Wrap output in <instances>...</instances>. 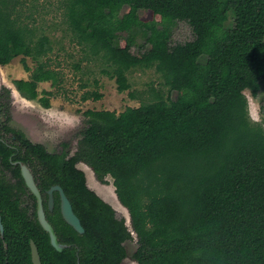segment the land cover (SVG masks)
Instances as JSON below:
<instances>
[{"label": "trees", "instance_id": "1", "mask_svg": "<svg viewBox=\"0 0 264 264\" xmlns=\"http://www.w3.org/2000/svg\"><path fill=\"white\" fill-rule=\"evenodd\" d=\"M129 1L133 11L141 2L152 4L160 18L122 14ZM65 16L72 38L104 62L103 73L119 91L130 89L131 70L154 68L169 94L152 89L150 101L120 113L86 110L70 159V141L51 153L23 131L8 129L26 155L47 165L44 180L65 187L86 232L79 235L58 210L50 214L60 242L71 246L56 251L0 176L8 244L6 251L0 237V264H32L31 239L42 264H78L77 258L81 264H121L128 255L123 243L134 236L137 264H264V104L263 122L252 120L246 94L258 98L264 88V0H67ZM181 23L193 38L175 43ZM52 51L47 34L20 23L12 0H0V65L22 56L31 76L12 84L44 108L51 106L52 92L40 95L39 84L60 81L44 61ZM27 58L36 63L33 69ZM9 95L2 87L0 100ZM91 96L102 95L83 98ZM11 152L0 142L2 163ZM77 162L102 183L113 178L130 226L89 188Z\"/></svg>", "mask_w": 264, "mask_h": 264}, {"label": "rangeland", "instance_id": "2", "mask_svg": "<svg viewBox=\"0 0 264 264\" xmlns=\"http://www.w3.org/2000/svg\"><path fill=\"white\" fill-rule=\"evenodd\" d=\"M131 4L129 1L125 5L122 14H130L134 20L160 18V15L154 13L155 7L150 3L141 2L137 11L131 10ZM66 5L67 0H12L13 16L20 23L33 28L37 34H47L53 42V51L44 61L59 72L60 81L56 86L51 82L39 84L40 95H44V91L52 92L51 106L44 108L37 100L23 98L12 84L15 79H29L31 76V72L24 68L22 56L14 58L7 65H0V91L2 87L10 91L9 98L5 100L9 106V125L12 128L23 131L32 142L45 145L50 152L60 149L62 142L70 141L72 154L76 150V133L84 124L86 110H111L120 113L128 107H138L143 102L150 101L154 96L152 89L161 91L166 96L169 91L154 68L131 70L128 73L130 89L119 91L116 80L103 73L104 62L90 58L88 50L72 38L65 16ZM192 38L191 28L181 23L175 30L173 41L186 42ZM216 43L222 45L221 40ZM122 45H125L124 41ZM27 62L32 69L36 66L31 58H27ZM87 92H98L102 96L99 99L91 96L85 100L83 96ZM246 94L252 120L263 122L260 108L264 104V88L258 98L253 97L249 90ZM78 167L85 172L88 186L130 224L129 212L118 199L113 178L108 176L107 182L102 183L91 167L84 163ZM136 247L137 237L134 236L133 240L126 242L128 256L123 264H136L131 257Z\"/></svg>", "mask_w": 264, "mask_h": 264}, {"label": "flooded vegetation", "instance_id": "3", "mask_svg": "<svg viewBox=\"0 0 264 264\" xmlns=\"http://www.w3.org/2000/svg\"><path fill=\"white\" fill-rule=\"evenodd\" d=\"M8 107L9 106H7L6 100L1 99L0 100V142L5 144V146H7L12 152L8 155V161H7L8 164H4V162L2 163V160L0 158V176L4 177V181L6 182V184L13 185V191H15L17 193V197L19 198L20 208L26 209L25 214H26L28 221H32V219L34 217H36L37 221L39 222V219H38L39 200L32 193V191L28 188V186L26 184V181H25V178L23 175L24 167H26L34 176L35 182H36L38 189L40 191V194H41V202H42L44 211L46 213L48 221L52 225H53V223L49 220V215L54 213V212H57V210L60 212V215L64 219L63 214H62V207H63V199L64 198L62 196V192L60 191V189H62L64 196L69 201V203H70L74 213L76 214V216L79 218V220L81 222V226L84 229V231L81 232L79 230H76L65 219H64V221L70 227H72L79 235L85 234L86 229L84 227L83 220H82L80 214L78 213V211L76 210L75 204H74L72 198L70 197V194L68 193V191L65 189V187L62 184H60L58 182L48 183L47 181L44 180V178H46L45 175H46L47 165L41 164L42 163L41 159H38L35 156L26 155L25 154L26 148L22 147L21 143L17 140L14 133L11 130H8L9 128H12L9 125L10 114H9V110H7ZM12 129H14V128H12ZM69 150H70V148H69ZM56 151L51 152V153H55ZM72 156H73V153L72 154L70 153L69 155H67L66 158L70 159ZM79 164H81V163L77 162L75 164V166L77 168H79L78 167ZM79 169H81V168H79ZM20 177L22 178L23 183L25 185H22ZM14 185H15V188H14ZM50 191H52L51 194H50ZM34 213L36 216L34 215ZM117 217H119L118 214H117ZM119 218H122V217H119ZM1 224L3 225V228H4L3 234L1 232ZM4 234H5V226L3 224V217H2V214L0 211V237L3 239L4 248L7 251L8 250V244L4 239ZM32 241L34 242V240H32V239L30 240L31 262H32V264H34L33 259H32V246H31ZM126 242L127 241H125L123 243L125 245V247H126ZM35 245L37 246L36 243H35ZM77 247H78V245L76 246V255L78 256ZM37 248H38V246H37ZM69 248H71V246ZM126 250H127V248H126ZM38 251H39V248H38ZM39 254H40V252H39ZM127 256L125 258L121 259V261H120L121 264H123V262L127 259ZM40 259H41V264H42L41 255H40ZM77 262H78V264H81L79 258H77Z\"/></svg>", "mask_w": 264, "mask_h": 264}, {"label": "water", "instance_id": "4", "mask_svg": "<svg viewBox=\"0 0 264 264\" xmlns=\"http://www.w3.org/2000/svg\"><path fill=\"white\" fill-rule=\"evenodd\" d=\"M23 175H24V178H25V181H26L28 188L32 191V193L39 200L38 219H39L41 226L49 234L50 243L53 246V248L58 252H63L65 249L69 248L70 245L60 242L58 234H57L54 226L48 221L46 213H45L43 205H42V202H41V194H40V191L38 189V186L35 182V179H34V176L32 175V173L26 167H24ZM60 191L62 192V196L64 198L63 199V207H62V214H63L64 219L69 224H71L76 230L83 232L84 229L81 226V222H80L79 218L76 216V214L74 213L69 201L64 196L62 189H60ZM51 193H52V191H50V194ZM130 224H131V220H130ZM130 224H128V225L130 226ZM1 232H2V234L4 233V228H3L2 224H1ZM128 241H130V240H128ZM31 246H32L33 263L34 264H41V259H40V254H39L38 248L33 241H32ZM133 261H134V263L137 264V262L134 259H133Z\"/></svg>", "mask_w": 264, "mask_h": 264}, {"label": "clouds", "instance_id": "5", "mask_svg": "<svg viewBox=\"0 0 264 264\" xmlns=\"http://www.w3.org/2000/svg\"><path fill=\"white\" fill-rule=\"evenodd\" d=\"M130 216V215H129ZM126 219V218H125ZM126 222H127V220H126ZM128 224V223H127ZM135 235V234H134Z\"/></svg>", "mask_w": 264, "mask_h": 264}]
</instances>
